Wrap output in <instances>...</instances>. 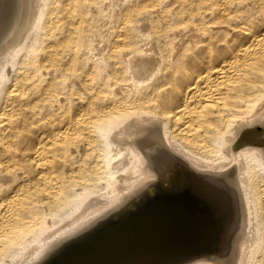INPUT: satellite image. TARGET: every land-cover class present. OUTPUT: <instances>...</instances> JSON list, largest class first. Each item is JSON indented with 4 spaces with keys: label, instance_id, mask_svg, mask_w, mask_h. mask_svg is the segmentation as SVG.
<instances>
[{
    "label": "bare ground",
    "instance_id": "obj_1",
    "mask_svg": "<svg viewBox=\"0 0 264 264\" xmlns=\"http://www.w3.org/2000/svg\"><path fill=\"white\" fill-rule=\"evenodd\" d=\"M62 1L0 0V264H264V0Z\"/></svg>",
    "mask_w": 264,
    "mask_h": 264
},
{
    "label": "rangeland",
    "instance_id": "obj_2",
    "mask_svg": "<svg viewBox=\"0 0 264 264\" xmlns=\"http://www.w3.org/2000/svg\"><path fill=\"white\" fill-rule=\"evenodd\" d=\"M63 1L65 2V0H63ZM63 1H62V2H63ZM66 1H67V0H66ZM62 2L59 3V9H58V11H59L58 21H59V22L61 21L60 23H58V30L60 31V32H59L60 35H63V34H64V33H63V27L61 26V24H64V21H65V19H64V18H65L64 15H65V12H66V11L63 10V8H62V5H64V4H62ZM64 2H63V3H64ZM62 11H63V12H62ZM61 12H62V13H61ZM61 15H62V17H61ZM62 18H63V19H62ZM77 19H78V17L76 16V17L74 18V20L77 21ZM61 30H62V31H61ZM64 55H65V53H64Z\"/></svg>",
    "mask_w": 264,
    "mask_h": 264
},
{
    "label": "water",
    "instance_id": "obj_3",
    "mask_svg": "<svg viewBox=\"0 0 264 264\" xmlns=\"http://www.w3.org/2000/svg\"><path fill=\"white\" fill-rule=\"evenodd\" d=\"M183 184H181V186H182ZM156 193H157V190L156 189H153L151 192H150V194L148 195V197L150 198L151 196H155L156 195ZM137 207H136V205H131L128 209L132 212V211H135V209H136ZM110 219H112L113 221H116V220H118V216H117V214H115L113 217H111ZM94 233V228L93 229H91V231H89V234L91 235V234H93ZM80 239H79V241H83L84 240V237L82 238V235H80ZM86 237H88V236H86Z\"/></svg>",
    "mask_w": 264,
    "mask_h": 264
}]
</instances>
